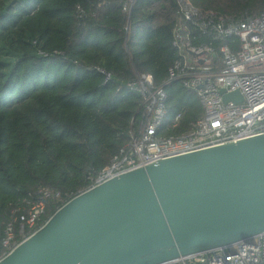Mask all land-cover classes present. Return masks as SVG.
I'll use <instances>...</instances> for the list:
<instances>
[{"label":"trees","instance_id":"1","mask_svg":"<svg viewBox=\"0 0 264 264\" xmlns=\"http://www.w3.org/2000/svg\"><path fill=\"white\" fill-rule=\"evenodd\" d=\"M186 1L194 21L178 0H0V243L9 225L15 233L5 254L132 156L148 112L131 84L150 75L167 92L164 138L186 136L204 116L194 90L167 84L177 63L190 66L183 43H173L181 34L212 47L220 68V46L236 53L239 40L213 42L198 25L258 18L264 0ZM99 70L112 75L107 84ZM39 203L36 227L22 232L21 217Z\"/></svg>","mask_w":264,"mask_h":264},{"label":"water","instance_id":"2","mask_svg":"<svg viewBox=\"0 0 264 264\" xmlns=\"http://www.w3.org/2000/svg\"><path fill=\"white\" fill-rule=\"evenodd\" d=\"M263 234L264 133L95 183L0 264H173Z\"/></svg>","mask_w":264,"mask_h":264},{"label":"built area","instance_id":"3","mask_svg":"<svg viewBox=\"0 0 264 264\" xmlns=\"http://www.w3.org/2000/svg\"><path fill=\"white\" fill-rule=\"evenodd\" d=\"M181 12L187 21L198 16L196 9L186 0H178ZM203 36L208 33L213 42L236 37L240 50L233 53L223 44L220 46V68L211 66V58H216L210 46H192L186 37L178 35L174 47H183L188 53L186 62L190 66L177 63L169 71L170 79L182 81L192 89L204 109V116L196 123L193 131L179 139L164 138L160 133L168 101L163 87L154 89L150 75L142 77L139 87L131 84L144 99L148 120L143 134L132 142V156L115 161L106 168L96 183L110 179L125 171L136 169L159 160L206 149L230 142H237L264 133V13L258 18H247L238 23L220 20L216 25L200 23ZM184 34V33H182ZM203 61V64L200 62ZM187 64V63H185ZM213 64V63H212ZM107 84L112 75L99 70ZM238 91L243 97L242 104L223 102L221 91ZM180 118L177 117L176 121ZM44 205L39 203L31 208L27 216H22L26 227L35 228ZM15 238L14 229L8 226L6 237L0 243V261L6 257L5 250ZM173 264H264V234L250 243H240L232 249L217 250L212 253L182 259Z\"/></svg>","mask_w":264,"mask_h":264},{"label":"rangeland","instance_id":"4","mask_svg":"<svg viewBox=\"0 0 264 264\" xmlns=\"http://www.w3.org/2000/svg\"><path fill=\"white\" fill-rule=\"evenodd\" d=\"M5 59H6V58H3V60H5ZM9 70H10V69H6V71H5V72H6V73H5L6 76H8V74H9Z\"/></svg>","mask_w":264,"mask_h":264}]
</instances>
